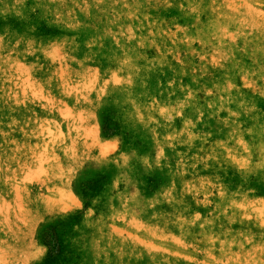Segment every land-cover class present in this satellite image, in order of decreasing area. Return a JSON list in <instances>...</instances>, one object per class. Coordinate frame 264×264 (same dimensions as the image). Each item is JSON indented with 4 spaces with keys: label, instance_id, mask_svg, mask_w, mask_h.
<instances>
[{
    "label": "rangeland",
    "instance_id": "1",
    "mask_svg": "<svg viewBox=\"0 0 264 264\" xmlns=\"http://www.w3.org/2000/svg\"><path fill=\"white\" fill-rule=\"evenodd\" d=\"M0 264H264V0H0Z\"/></svg>",
    "mask_w": 264,
    "mask_h": 264
},
{
    "label": "bare ground",
    "instance_id": "2",
    "mask_svg": "<svg viewBox=\"0 0 264 264\" xmlns=\"http://www.w3.org/2000/svg\"><path fill=\"white\" fill-rule=\"evenodd\" d=\"M150 59V58H149ZM220 104V103H219ZM191 141V140H190ZM122 163V162H121ZM143 164V163H142ZM141 205V204H140Z\"/></svg>",
    "mask_w": 264,
    "mask_h": 264
}]
</instances>
